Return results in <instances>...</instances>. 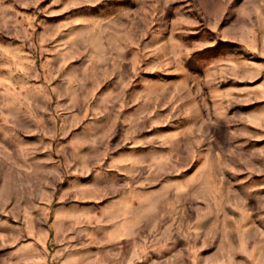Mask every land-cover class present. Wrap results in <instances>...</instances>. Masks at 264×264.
<instances>
[{
    "label": "rangeland",
    "instance_id": "obj_1",
    "mask_svg": "<svg viewBox=\"0 0 264 264\" xmlns=\"http://www.w3.org/2000/svg\"><path fill=\"white\" fill-rule=\"evenodd\" d=\"M110 242L264 264V0H0V264Z\"/></svg>",
    "mask_w": 264,
    "mask_h": 264
},
{
    "label": "crops",
    "instance_id": "obj_2",
    "mask_svg": "<svg viewBox=\"0 0 264 264\" xmlns=\"http://www.w3.org/2000/svg\"><path fill=\"white\" fill-rule=\"evenodd\" d=\"M126 229L131 230L130 226L126 227ZM122 251H125V248H117L111 242L96 248L70 249L58 261V264H147L142 260L137 262V259L130 261L127 258H123ZM29 263L48 264L44 259H33Z\"/></svg>",
    "mask_w": 264,
    "mask_h": 264
}]
</instances>
